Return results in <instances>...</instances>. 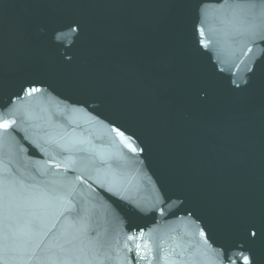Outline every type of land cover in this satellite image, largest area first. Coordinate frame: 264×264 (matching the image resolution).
<instances>
[{
  "label": "water",
  "instance_id": "1",
  "mask_svg": "<svg viewBox=\"0 0 264 264\" xmlns=\"http://www.w3.org/2000/svg\"><path fill=\"white\" fill-rule=\"evenodd\" d=\"M3 120L0 264H264V0H0Z\"/></svg>",
  "mask_w": 264,
  "mask_h": 264
},
{
  "label": "snow or ice",
  "instance_id": "2",
  "mask_svg": "<svg viewBox=\"0 0 264 264\" xmlns=\"http://www.w3.org/2000/svg\"><path fill=\"white\" fill-rule=\"evenodd\" d=\"M32 91H39V89L33 88ZM14 122V121H13ZM0 127H2L3 129L7 130L9 127V121L7 120H3L2 123H0ZM118 135H121V133H117ZM253 236L256 235V233H252Z\"/></svg>",
  "mask_w": 264,
  "mask_h": 264
}]
</instances>
